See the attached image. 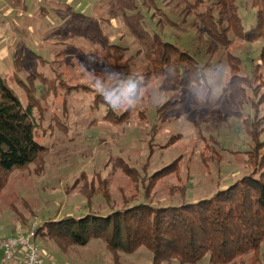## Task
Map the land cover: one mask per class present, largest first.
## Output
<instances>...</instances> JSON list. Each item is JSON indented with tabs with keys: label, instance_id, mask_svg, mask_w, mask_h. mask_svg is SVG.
Wrapping results in <instances>:
<instances>
[{
	"label": "rangeland",
	"instance_id": "374dc122",
	"mask_svg": "<svg viewBox=\"0 0 264 264\" xmlns=\"http://www.w3.org/2000/svg\"><path fill=\"white\" fill-rule=\"evenodd\" d=\"M98 1L82 6L79 16L60 7L59 16L44 18L53 26L44 33H0L1 45L11 42V63L0 59V77L23 106L31 78L35 139L47 149L38 163L14 170L0 191V238L143 202L180 206L264 172V40L232 30L226 44L213 39L199 17L217 18L211 0ZM235 4L249 29L251 0ZM12 25L13 35L19 27ZM98 32L118 51L107 53ZM178 58L182 67H195L181 82L174 77L183 72ZM174 59V66L166 63ZM254 111L258 150L246 134L245 119ZM170 165V172H161ZM36 242L45 249L39 237ZM48 243L44 264H114L98 239L65 254ZM151 261L143 246L120 254V264ZM197 264L211 263L205 256ZM235 264H264V241L256 255Z\"/></svg>",
	"mask_w": 264,
	"mask_h": 264
},
{
	"label": "trees",
	"instance_id": "16d2710c",
	"mask_svg": "<svg viewBox=\"0 0 264 264\" xmlns=\"http://www.w3.org/2000/svg\"><path fill=\"white\" fill-rule=\"evenodd\" d=\"M211 1L212 6H218L217 18L207 13L199 14V17L213 39L226 44V35L232 30L237 34L243 33L247 40H264V0H251L255 12L249 29L242 25L235 0ZM149 3L152 4L153 0H149ZM98 33L107 53L108 50L118 51L119 47L108 44L106 37ZM164 45L173 51L172 46ZM259 57L264 62V47ZM171 58L165 57L167 60ZM177 61V70L183 72L181 75L173 74L181 82L187 74H192L195 67H188L187 63L182 67L181 59ZM168 62L174 66L176 60ZM228 62L231 72L237 71L238 66ZM197 72L200 73V67ZM27 81L31 84V93L27 92L28 101L23 106L0 77V191L14 170L38 163L47 152L46 147L35 139V104L32 103L35 89L31 78L28 77ZM228 83L232 88L233 81ZM98 104L105 105V102L100 101ZM256 114L254 111L253 118L246 117L245 120H250L246 134L258 150L262 142L258 138L260 129L254 125ZM248 153H252V149ZM260 158L263 162L264 152ZM170 168L172 165L161 172H170ZM256 174L244 176L209 198L180 206L153 207L143 202L114 210L104 217L88 214L80 218L68 217L44 222L34 229L35 239H48L62 251L73 246H86L91 240L98 239L105 244L114 264H120V254H133L142 246L151 252V264L172 261L178 264H197L205 256L211 264H235L248 254L256 255L264 241V172ZM103 196L107 201V193H103Z\"/></svg>",
	"mask_w": 264,
	"mask_h": 264
},
{
	"label": "crops",
	"instance_id": "0c3cea01",
	"mask_svg": "<svg viewBox=\"0 0 264 264\" xmlns=\"http://www.w3.org/2000/svg\"><path fill=\"white\" fill-rule=\"evenodd\" d=\"M97 2L99 1L98 0H0V33H2L1 35L8 34L7 36L11 35L16 37L21 35H28V34L32 35L34 33H44L46 32L45 31L46 27L48 28L53 27L45 23L44 18H46V16L50 15L51 13H53V15L59 16V13H61L60 7L64 9V12L62 13H65L67 11L68 14L69 12H71L72 14L74 15L78 14L77 16H79V14H81L84 9L82 8V6H88ZM67 4L74 5L76 9H74L73 11L66 9L64 5ZM13 21H15L17 26L19 27L18 28L19 32L15 30V34L12 35V29L14 27L12 25ZM10 44L11 42L9 44L6 43L2 45L0 44V59L7 60L10 62L11 60ZM41 241L43 242L45 249L40 247V252L46 253L45 250L48 252L49 251L48 241L50 240L41 239ZM71 248H69L67 251H62L58 247V249L64 254L67 253Z\"/></svg>",
	"mask_w": 264,
	"mask_h": 264
},
{
	"label": "built area",
	"instance_id": "2783aa9c",
	"mask_svg": "<svg viewBox=\"0 0 264 264\" xmlns=\"http://www.w3.org/2000/svg\"><path fill=\"white\" fill-rule=\"evenodd\" d=\"M0 264H44L35 230L0 238Z\"/></svg>",
	"mask_w": 264,
	"mask_h": 264
}]
</instances>
